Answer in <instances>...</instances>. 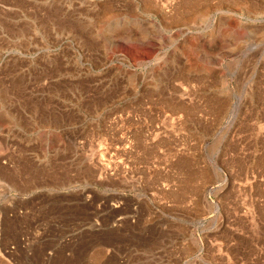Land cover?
<instances>
[{
    "label": "rangeland",
    "instance_id": "rangeland-1",
    "mask_svg": "<svg viewBox=\"0 0 264 264\" xmlns=\"http://www.w3.org/2000/svg\"><path fill=\"white\" fill-rule=\"evenodd\" d=\"M0 264H264V0H0Z\"/></svg>",
    "mask_w": 264,
    "mask_h": 264
},
{
    "label": "bare ground",
    "instance_id": "bare-ground-1",
    "mask_svg": "<svg viewBox=\"0 0 264 264\" xmlns=\"http://www.w3.org/2000/svg\"><path fill=\"white\" fill-rule=\"evenodd\" d=\"M187 9V8H186ZM188 10V9H187Z\"/></svg>",
    "mask_w": 264,
    "mask_h": 264
}]
</instances>
